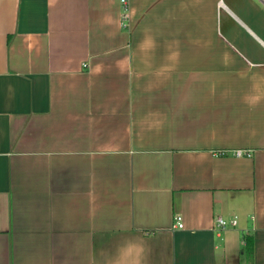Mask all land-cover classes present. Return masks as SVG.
Segmentation results:
<instances>
[{"label": "crops", "instance_id": "1", "mask_svg": "<svg viewBox=\"0 0 264 264\" xmlns=\"http://www.w3.org/2000/svg\"><path fill=\"white\" fill-rule=\"evenodd\" d=\"M129 5L0 0V264H264V0Z\"/></svg>", "mask_w": 264, "mask_h": 264}, {"label": "clouds", "instance_id": "2", "mask_svg": "<svg viewBox=\"0 0 264 264\" xmlns=\"http://www.w3.org/2000/svg\"><path fill=\"white\" fill-rule=\"evenodd\" d=\"M140 46L142 50L150 51L155 47V41L150 36H146ZM173 55H178V53ZM261 100H264V90H261L256 83L252 85L251 91L242 97V102L249 107H255ZM145 253L146 248L142 241L124 239L116 245L114 253L108 258L106 264H143Z\"/></svg>", "mask_w": 264, "mask_h": 264}, {"label": "built area", "instance_id": "3", "mask_svg": "<svg viewBox=\"0 0 264 264\" xmlns=\"http://www.w3.org/2000/svg\"><path fill=\"white\" fill-rule=\"evenodd\" d=\"M121 6L123 7L124 10V22H125V26L127 23V14L128 11L130 9V5H129V0H120ZM84 67H86L87 65L84 64ZM219 156H225L226 152L221 151L218 153ZM233 155L236 158H241V157H246V158H251L252 157V153L248 150L245 149H239L233 152ZM238 221L237 219H231V220H226L225 218L219 216L216 220H215V227L219 230V231H227L228 228L231 227H235L237 226ZM183 227V223H182V217L180 215H178L177 217H175L174 219V228H182ZM243 244L244 241L242 242Z\"/></svg>", "mask_w": 264, "mask_h": 264}, {"label": "trees", "instance_id": "4", "mask_svg": "<svg viewBox=\"0 0 264 264\" xmlns=\"http://www.w3.org/2000/svg\"><path fill=\"white\" fill-rule=\"evenodd\" d=\"M245 249L244 252L248 258H250V262L254 261V253H255V242L253 241L252 237L245 236L244 237Z\"/></svg>", "mask_w": 264, "mask_h": 264}]
</instances>
